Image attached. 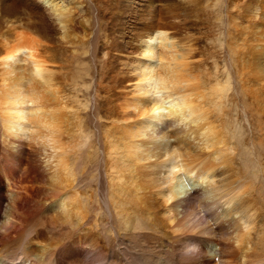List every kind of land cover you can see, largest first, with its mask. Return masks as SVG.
<instances>
[{"label": "clouds", "instance_id": "9594fccd", "mask_svg": "<svg viewBox=\"0 0 264 264\" xmlns=\"http://www.w3.org/2000/svg\"><path fill=\"white\" fill-rule=\"evenodd\" d=\"M31 2L0 3V158H25L0 264H264V0Z\"/></svg>", "mask_w": 264, "mask_h": 264}, {"label": "bare ground", "instance_id": "6f19581e", "mask_svg": "<svg viewBox=\"0 0 264 264\" xmlns=\"http://www.w3.org/2000/svg\"><path fill=\"white\" fill-rule=\"evenodd\" d=\"M5 2H7V0H0V3ZM13 2L20 6L33 7L31 0H13ZM145 2L140 3L139 1V4L142 5ZM143 11V7L140 6L123 8V14L118 15L116 24L115 26L113 25V27H115L114 30L118 31L117 33L119 35L116 37L118 39V43H120L121 46L112 45L114 49L119 50L121 52L127 50V47L130 46L131 41L135 39V37L132 39L130 35H134V33L136 32L133 31V33L131 34L130 29L134 26V22L139 21V17L143 14ZM109 34H111V32ZM117 39L113 40L117 41ZM24 163V153L0 158V177H3L6 174H15L19 170V168L23 166ZM79 256H81V252L77 247L76 243L73 242L61 250L58 255V264H74V262Z\"/></svg>", "mask_w": 264, "mask_h": 264}, {"label": "rangeland", "instance_id": "374dc122", "mask_svg": "<svg viewBox=\"0 0 264 264\" xmlns=\"http://www.w3.org/2000/svg\"><path fill=\"white\" fill-rule=\"evenodd\" d=\"M140 1V3H143V2H145L146 0H138V2ZM115 18V19H114ZM113 18V20H112V23L110 24V28L108 29V31H109V33L111 32V34H109L110 35V37H111V39L113 40V39H117V37L116 36H118L119 34L117 33L118 31H116V30H114L115 29V27H113V25L115 26V24H116V21H117V19H118V15L117 16H115ZM142 27V25H141V23H140V21H137V22H134V26L130 29V32H131V34L133 33V31H137L139 28H141ZM112 28V29H111ZM133 29V30H132ZM115 32H114V31ZM113 32V33H112ZM113 37V38H112ZM130 37L133 39L135 36L134 35H130ZM113 46H121V44L120 43H118V39H117V41H115V40H113ZM114 71H115V68L113 69Z\"/></svg>", "mask_w": 264, "mask_h": 264}]
</instances>
